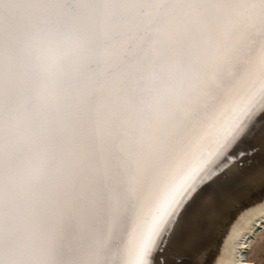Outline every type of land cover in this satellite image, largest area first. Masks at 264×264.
Here are the masks:
<instances>
[{"label":"snow or ice","instance_id":"1","mask_svg":"<svg viewBox=\"0 0 264 264\" xmlns=\"http://www.w3.org/2000/svg\"><path fill=\"white\" fill-rule=\"evenodd\" d=\"M260 130L264 0H0V264H208Z\"/></svg>","mask_w":264,"mask_h":264},{"label":"bare ground","instance_id":"2","mask_svg":"<svg viewBox=\"0 0 264 264\" xmlns=\"http://www.w3.org/2000/svg\"><path fill=\"white\" fill-rule=\"evenodd\" d=\"M127 55H135L134 49H128ZM110 69L101 66L97 74L107 73ZM231 113L225 112L217 121V127L209 128L207 140L201 149H194L189 163L202 160L219 139V126L226 125ZM259 143L264 137V130L256 133ZM220 225L216 227L218 238L208 256V264H256L260 254L264 255V191H254L242 199L235 207L229 206ZM259 264V261H258Z\"/></svg>","mask_w":264,"mask_h":264},{"label":"rangeland","instance_id":"3","mask_svg":"<svg viewBox=\"0 0 264 264\" xmlns=\"http://www.w3.org/2000/svg\"><path fill=\"white\" fill-rule=\"evenodd\" d=\"M258 261H259V264H264V255L263 254L259 255V257L255 261V263L258 264Z\"/></svg>","mask_w":264,"mask_h":264}]
</instances>
